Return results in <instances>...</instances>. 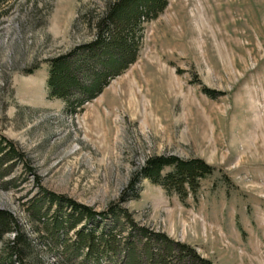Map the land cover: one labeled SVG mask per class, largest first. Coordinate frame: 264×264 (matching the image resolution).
<instances>
[{
  "label": "rangeland",
  "instance_id": "1",
  "mask_svg": "<svg viewBox=\"0 0 264 264\" xmlns=\"http://www.w3.org/2000/svg\"><path fill=\"white\" fill-rule=\"evenodd\" d=\"M106 1L0 0V133L45 188L98 210L150 155L202 158L214 172L185 203L143 179L124 206L215 264H264V0H168L136 62L73 114L49 97L46 59L93 39ZM23 179L19 193L0 187V208L30 230L18 196L37 188Z\"/></svg>",
  "mask_w": 264,
  "mask_h": 264
},
{
  "label": "trees",
  "instance_id": "2",
  "mask_svg": "<svg viewBox=\"0 0 264 264\" xmlns=\"http://www.w3.org/2000/svg\"><path fill=\"white\" fill-rule=\"evenodd\" d=\"M167 5L168 0H107L87 20L93 39L46 59L49 97L64 100L70 113L80 112L136 62L146 24ZM38 68L37 62L27 72ZM205 92L218 96L211 89ZM18 169L27 177L21 178L22 172L14 176ZM214 169L199 157L150 155L118 200L98 210L45 188L28 154L0 133V187L19 193L23 179L37 188L31 196L29 191L18 196L30 230L22 216L0 208V264H51L48 255L56 256L59 264H215L192 245L136 222L124 206L139 197L143 179L177 193L185 203Z\"/></svg>",
  "mask_w": 264,
  "mask_h": 264
}]
</instances>
